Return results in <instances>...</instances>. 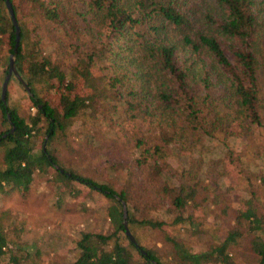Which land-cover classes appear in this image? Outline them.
Masks as SVG:
<instances>
[{
    "label": "trees",
    "instance_id": "obj_1",
    "mask_svg": "<svg viewBox=\"0 0 264 264\" xmlns=\"http://www.w3.org/2000/svg\"><path fill=\"white\" fill-rule=\"evenodd\" d=\"M9 1L19 42L14 53L0 0V195L40 178L103 196L110 230L83 232L71 264H264V0ZM13 54L27 116L1 100ZM241 138L256 147L236 152ZM89 163L90 177L68 169ZM5 222L0 264H23ZM146 228L165 231L159 248L131 233Z\"/></svg>",
    "mask_w": 264,
    "mask_h": 264
},
{
    "label": "rangeland",
    "instance_id": "obj_2",
    "mask_svg": "<svg viewBox=\"0 0 264 264\" xmlns=\"http://www.w3.org/2000/svg\"><path fill=\"white\" fill-rule=\"evenodd\" d=\"M7 91L10 103L18 107L20 115L34 113V109L30 108L26 100L23 87L17 81L10 79ZM58 96L59 93L50 96L54 104L58 102ZM36 140L38 146L41 145V137ZM252 146L256 147L246 138L238 139L234 144L236 152H242ZM135 155V152L124 153L120 162L127 164ZM86 157L90 159V154L86 153ZM68 169L90 177L94 165L89 163L80 170L69 167ZM114 175L118 177V173ZM231 182L235 184V181ZM108 204L103 196L91 193L77 183L71 188L40 178L36 179L27 195L17 192L0 195V213L6 214V236L15 247L17 256L23 260V264H71L78 255L76 242L83 232L110 230L103 214ZM142 204H145V198L139 194L137 205ZM205 213L207 224L209 221L214 227L220 225L210 218L209 210ZM131 233L144 236L145 244L149 247L159 248L161 244L156 246L155 243L164 238L165 231L153 232L146 228L144 232L133 229ZM224 235L225 233L220 235V240ZM179 237L184 241L190 240L188 224L179 228ZM201 247V243L194 246L196 250Z\"/></svg>",
    "mask_w": 264,
    "mask_h": 264
},
{
    "label": "water",
    "instance_id": "obj_3",
    "mask_svg": "<svg viewBox=\"0 0 264 264\" xmlns=\"http://www.w3.org/2000/svg\"><path fill=\"white\" fill-rule=\"evenodd\" d=\"M5 3H6V7H7V10H8V13L12 19V22L15 26V29H16V43H15V48H14V53H16V50H17V47H18V42H19V29H18V26H17V23H16V20H15V17H14V13H13V9H12V6H11V3L9 0H5ZM14 54L10 56V60H9V70H8V73L5 77V80L2 84V88H1V100L2 102L5 104V96H6V91H7V86H8V83H9V80L11 79L12 75H14L18 80L19 82L21 83L22 87L29 93V89L28 87L26 86V84L21 80V78L18 76L16 70H15V67H14ZM8 117V116H7ZM9 119V118H8ZM13 130V128H12ZM5 137V135L3 136ZM46 140H47V137L45 138V141L43 143V150L45 151V148H46ZM122 211H123V225H124V228H125V234L129 237L130 241H132L133 243H135V240L134 238L132 237V235L130 234L129 230L127 229V223H126V216H127V212H126V206L124 203H122Z\"/></svg>",
    "mask_w": 264,
    "mask_h": 264
}]
</instances>
